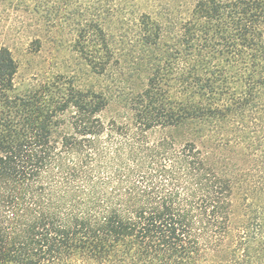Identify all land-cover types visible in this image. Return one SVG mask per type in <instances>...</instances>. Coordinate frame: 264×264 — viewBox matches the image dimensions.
<instances>
[{
  "label": "trees",
  "instance_id": "1",
  "mask_svg": "<svg viewBox=\"0 0 264 264\" xmlns=\"http://www.w3.org/2000/svg\"><path fill=\"white\" fill-rule=\"evenodd\" d=\"M69 53L0 47V264H264V0H69Z\"/></svg>",
  "mask_w": 264,
  "mask_h": 264
},
{
  "label": "rangeland",
  "instance_id": "2",
  "mask_svg": "<svg viewBox=\"0 0 264 264\" xmlns=\"http://www.w3.org/2000/svg\"><path fill=\"white\" fill-rule=\"evenodd\" d=\"M0 47L18 63L16 88L69 81V0H1Z\"/></svg>",
  "mask_w": 264,
  "mask_h": 264
}]
</instances>
